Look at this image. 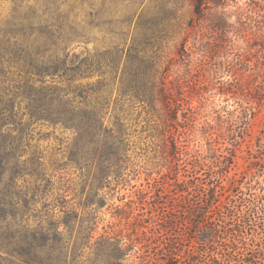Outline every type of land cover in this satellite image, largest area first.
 I'll list each match as a JSON object with an SVG mask.
<instances>
[{
	"label": "rangeland",
	"instance_id": "rangeland-1",
	"mask_svg": "<svg viewBox=\"0 0 264 264\" xmlns=\"http://www.w3.org/2000/svg\"><path fill=\"white\" fill-rule=\"evenodd\" d=\"M207 4L198 15L190 0H0V51L7 48L6 41L23 38L21 27L11 24L17 16L25 22L52 18L56 24L78 26L83 37L71 45L72 51L94 55L101 70H109L112 56L131 46L157 55L159 70L180 104L169 123L181 149L176 159L170 143L164 146L154 129L156 114L121 94L128 86L139 90L143 84V69L134 67L120 84L122 61L115 72L106 73L110 87L105 110V123L119 120L126 132L120 172L99 181L93 169L81 171L72 163L75 134L32 118L22 131L30 139L20 156V161L29 160L25 170L30 174L14 179L19 167L3 169L0 217L14 218L19 229L59 224L72 240L91 246L84 247L80 264H103L97 257L102 235L127 247L123 264H164L175 256L170 253L177 252L174 247L189 249L192 221L204 228L208 216H216L215 211L194 217L171 210L174 198L185 194L178 191L185 185L177 182L214 183L221 201L249 186L256 192L264 187V0ZM142 9L144 16L130 18ZM1 62L0 57V67ZM100 74L83 82L101 79ZM6 77L0 73V100L14 85ZM14 128L13 135L21 131ZM193 164L198 165L192 176ZM199 197L194 194L176 204L191 208ZM91 226L93 237L87 240ZM247 236L249 247H264V237L256 242ZM0 255L5 257L0 264L15 259L1 248Z\"/></svg>",
	"mask_w": 264,
	"mask_h": 264
},
{
	"label": "trees",
	"instance_id": "trees-1",
	"mask_svg": "<svg viewBox=\"0 0 264 264\" xmlns=\"http://www.w3.org/2000/svg\"><path fill=\"white\" fill-rule=\"evenodd\" d=\"M190 1L192 12L198 15H202L209 7L207 3L211 2ZM40 11L46 13L47 10ZM144 12L143 9L136 10L130 18L138 13L137 18L140 19ZM13 18L11 24L21 27L19 32L23 38H15L13 43L6 41L7 48L0 51V73L9 76L6 78L14 84L8 90L10 93L0 100V178L7 165L20 168L12 173L14 179L30 174L25 170L29 160L20 161V156L30 139L22 131L32 118L60 125L75 134V158H72V163L81 171L93 169L94 178L99 181L107 179L112 173H119L126 132L119 120L112 124L105 123V110L110 87L106 73L110 69L115 72L122 61L120 84L133 67L143 69V84L139 90L128 86L129 89L121 94L131 95L148 107V111L156 114L154 129L161 135L164 146L170 143L169 152L178 159L181 149L169 121L176 118L180 104L166 84L165 74L159 70L160 58L157 55L131 46L126 51L120 49L111 55V64H106L110 69L101 70L98 68L101 62L94 60V55L86 53L81 57L72 51L71 45L83 37L77 32L78 26L63 22L56 24L52 18H30L26 22L24 18ZM95 72H103L101 79L83 82L92 78ZM15 126L21 131L13 135ZM34 163L38 164V161ZM197 165L192 166V176L196 173ZM172 171L177 182L175 164ZM192 180L177 182L185 185L178 188L179 192L185 194L174 198L175 204L169 205V208L184 215L190 212L194 217L200 213L207 216L215 211L216 216H208L211 220L206 221L204 228H201V222L192 221L187 238L189 249L174 247L177 252L171 250L170 253L175 256H169L164 264H264V247L257 243L256 248H251L247 240L248 234L250 240L255 239L256 242L264 237V187L256 192L249 186L246 192H235L225 196L227 201H221L214 183H196ZM194 194L200 197L193 200L191 208L177 206L182 199ZM176 217L178 221L181 220L180 216ZM62 223L66 225V222ZM93 232L94 226L89 227L85 232L87 240L93 237ZM72 238L67 229H59V224L19 229L14 218L8 220L6 215L0 217V248L15 258L8 260V264H80L84 247L91 246L79 244ZM97 244H103L97 255L99 262L123 264L127 247L122 248L119 240L102 235ZM0 257L5 260L2 255Z\"/></svg>",
	"mask_w": 264,
	"mask_h": 264
}]
</instances>
